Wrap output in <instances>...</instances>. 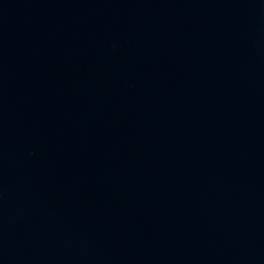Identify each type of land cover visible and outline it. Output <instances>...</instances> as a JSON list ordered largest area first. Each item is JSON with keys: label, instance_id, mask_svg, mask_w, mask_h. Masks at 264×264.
I'll list each match as a JSON object with an SVG mask.
<instances>
[{"label": "water", "instance_id": "1", "mask_svg": "<svg viewBox=\"0 0 264 264\" xmlns=\"http://www.w3.org/2000/svg\"><path fill=\"white\" fill-rule=\"evenodd\" d=\"M0 264H264V0H0Z\"/></svg>", "mask_w": 264, "mask_h": 264}]
</instances>
